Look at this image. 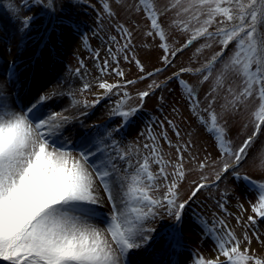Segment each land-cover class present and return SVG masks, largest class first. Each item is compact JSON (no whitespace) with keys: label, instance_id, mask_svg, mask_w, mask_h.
Segmentation results:
<instances>
[{"label":"snow or ice","instance_id":"obj_1","mask_svg":"<svg viewBox=\"0 0 264 264\" xmlns=\"http://www.w3.org/2000/svg\"><path fill=\"white\" fill-rule=\"evenodd\" d=\"M102 7L108 17L115 15L109 3L104 2ZM32 8L42 9L54 17L56 0H19V3L8 4V13L18 24V33L26 34L31 28L35 14L21 16L20 13ZM131 8L137 13L143 11L149 22L145 35L159 39L158 47L163 52L160 61L165 69L172 65L179 52L200 38L215 41L220 50L201 67H182L162 82L154 79L157 73L164 71L162 68L141 76V80L153 79L147 89L137 92L140 103L129 106L131 96L125 91L111 110L112 115L120 119V126L98 129L75 146L63 137V129L71 121V117L64 114L67 109L45 113L41 107L56 93L41 94L35 102L21 107L17 100L0 92V264H130V254L135 250L158 251L150 248L155 229L147 224L157 217L159 209H164L175 222L172 232L163 237L164 243L159 250L163 251L177 239L188 206L204 189L219 187L229 176L234 181H244L248 190L255 193V202H250L251 214L244 222L243 239L247 244L242 247V241L224 218L215 213L210 220L197 215L203 234L214 242V257L198 255L194 264H264V258L250 248L251 239L247 233L249 226L264 222V182L240 174V168L246 163L264 172V148L249 155L256 138L264 132V31H261L264 0H171L162 8H158L154 0H137ZM170 11H174L175 16L170 27L178 28L188 37L180 48L169 45L168 34L161 23V17ZM214 24L215 31H209ZM116 30L127 40L122 48H117L119 52L131 44V33L123 24ZM109 39L116 41L115 36ZM233 42L234 48L226 55ZM83 46L92 51L87 37L83 38ZM211 46L208 43L202 48ZM108 55L118 64L111 48ZM93 56L100 71L95 86L102 91L96 93L91 104L86 99L77 100L71 93L73 107H95L114 94V90L118 95L120 90L136 83L134 80L119 83L103 80L110 67L109 60L104 59L101 67L99 53L94 52ZM124 59L129 58L125 55ZM136 65L143 73L144 67L139 60ZM80 66L85 67L83 61ZM112 71L124 77L118 67ZM183 74L198 76L200 85L210 82L205 107L201 108L199 92L182 78ZM8 75L10 79L16 78L14 70ZM169 82L175 83L188 101L191 113L213 138L218 152L217 159L209 155L198 163L202 173L209 168L212 175L203 174L193 181L186 199H181L180 188L186 179L183 152L189 145L176 147L177 156L173 162L165 160L151 131L152 144L143 145L147 154L139 148H123L113 138V132L134 120L146 98L157 89L167 88ZM91 88L90 83H83L80 95ZM221 97L218 112L215 105ZM163 99L161 96V102ZM249 101L254 105L258 102L251 111L253 131L233 148L227 139L225 117L242 107L247 111ZM168 124L179 137L173 122L169 120ZM162 135L167 140L166 133ZM195 159L192 157L193 161ZM154 164L158 166L156 171H153ZM161 189H164L162 193ZM227 194L225 189L221 200L217 201V207L226 215ZM105 202L109 206L107 213L102 211ZM237 223H241V217H237ZM253 235L259 241L258 233L253 232Z\"/></svg>","mask_w":264,"mask_h":264},{"label":"rangeland","instance_id":"obj_2","mask_svg":"<svg viewBox=\"0 0 264 264\" xmlns=\"http://www.w3.org/2000/svg\"><path fill=\"white\" fill-rule=\"evenodd\" d=\"M104 2L109 3L115 14L113 17H108L103 12L102 5ZM136 2L137 0H80L79 3H74L73 0H56L57 11L54 17H50L42 9L22 10L21 16L35 14L36 18L28 32L21 34L17 32L18 24L10 18L7 10L8 4L19 3V0H0V92L19 101L20 104L17 97H21L20 92L11 87L14 78L10 79L8 73L12 70L16 71L17 62H20V59L28 58L21 64V67L25 68V72H27L29 64H31L32 70L30 77H26H29L28 79L24 78L25 75L19 79L21 83L23 81L32 82L35 86L43 83L45 86L39 95L56 93L51 102L41 105L43 111L47 113L67 109L65 115L71 118L79 117L73 123H68L63 129V137L73 146L105 126L109 129L119 127L120 119L113 116L111 110L123 98V93L126 91L131 96L128 101L129 106L139 104L137 92L147 89L148 84L153 79L141 80L140 77L164 66L160 61L163 52L158 47L159 39L145 35L149 29V22L143 11L137 13L131 8ZM170 2L171 0H154L158 8L168 6ZM174 18V11H170L161 17V23L168 34L167 42L175 49L180 48L188 37L178 28L170 27L171 20ZM119 24H123L131 33V44L127 49L118 52L117 48H122L127 42L126 38H122L123 34L116 30ZM215 29L216 25L214 24L209 31L214 32ZM261 31H264V28H261ZM9 35L15 39L17 45L7 43ZM110 36H115L116 41H111ZM84 37H87L92 51L83 46ZM80 41H82L81 46H79ZM208 43H211L212 46L202 48ZM109 48L115 54L118 64L113 62L111 56L108 55ZM201 48L202 50L198 53L197 49ZM233 48L234 42L229 45L226 55ZM219 50L220 46L215 41L200 38L194 41L190 47L179 52L172 65L166 69L163 68L164 71L157 73L154 79L157 82H162L182 67L199 68L207 57ZM94 52L99 53L101 67H103L104 59L109 60L110 67L102 77L103 80L109 83L134 80L136 83L120 90L118 95L115 94L117 90H114V94H110L106 99L101 100L95 107L83 108L80 105L73 107L71 93L75 94L77 100L86 99L91 104L96 98V93L102 91L95 86L96 77L100 76V71L95 66L97 61L94 59ZM125 55L128 56V60L124 59ZM31 57L32 61L30 60ZM136 60H139L140 64L143 65V73L137 67ZM80 61H83L84 68H81ZM13 62L15 63L13 64ZM28 62L30 63L26 65ZM116 67L124 72L123 78L116 76L115 72L112 71ZM77 69H79V75H77ZM18 70L22 69L19 68ZM182 78L197 89L201 108L205 107L207 104L205 97L210 91V82L200 85L199 80H193L187 74H183ZM85 82L90 83L92 88L81 96L79 89ZM50 89L51 91H49ZM161 96L164 98L163 102L160 100ZM37 99L36 94L31 102H35ZM56 99L61 102L58 104ZM221 103L222 97L217 99L215 105L218 112ZM249 104L251 107L248 108L246 115L242 107L240 111L225 117L228 121L225 124L227 139L232 142L233 148L239 146L253 131L251 111L258 105V102L257 105H254L249 101ZM200 114L206 118L205 113L201 111ZM169 120L179 131V137L168 124ZM246 124L248 125L247 128H245ZM149 131L156 137V143L165 160L175 162L176 147L189 145L188 150L183 152L186 179L180 188L181 199H186L188 189L193 181L198 180L203 174H207L209 177L212 175L209 168H206L202 173L197 167L198 163L209 155L211 159H217L218 152L214 146L213 138L191 113L188 101L182 97L175 83L169 82L167 88L157 89L153 95L146 98L143 107L134 120L126 127L120 128L118 132H113V138L123 148H139L142 153L147 154L143 145L145 143L152 144ZM165 133L167 140L162 135ZM169 142H171V147ZM261 148H264V132H261L256 138L253 146L249 149V155H254ZM192 157L196 159L193 161ZM157 168L158 166L154 164L153 171H156ZM240 174L242 176L248 175L257 182H264V172L254 170L251 163L244 164L240 168ZM225 189L228 190L225 204L228 215L221 212L217 207V201L221 200ZM163 191L164 189H161V193ZM161 193H157V195ZM250 202H255V193L248 190L244 181H234L231 176L221 182L219 187L204 189L199 198L186 209L184 219L179 226L177 239L172 241V246L163 251H159L164 243L163 237L172 232L175 222L166 215L164 209H159L157 217L147 224V226L155 229L150 248L158 251L153 253L145 249L135 250L130 254V264H165L168 261L172 262L170 264H194L198 255L213 258L214 242L203 234L196 219L197 215H202L210 220L212 214L215 213L224 218L236 237L242 241V247L245 246L247 242L243 239L244 222L247 221V216L251 214ZM102 211L104 213L109 211L106 202ZM237 217H241L239 224ZM253 232L258 233L259 241ZM247 233L251 239L250 248L254 249L258 256L264 258L262 255L264 254V243H261L264 242V222H260L256 226H249ZM178 248L181 251L184 250L181 253L184 258L179 256L180 260L175 259L176 252H180Z\"/></svg>","mask_w":264,"mask_h":264},{"label":"bare ground","instance_id":"obj_3","mask_svg":"<svg viewBox=\"0 0 264 264\" xmlns=\"http://www.w3.org/2000/svg\"><path fill=\"white\" fill-rule=\"evenodd\" d=\"M12 41H11V40ZM8 42L7 43H11V44H15V45H17L16 44V41H15V39L11 36V35H9V39L7 40ZM81 44H82V41H80V43H79V46H81ZM56 51V50H55ZM211 56H209V57H207V59H209ZM28 58H25V59H20V62H17L18 63V66H17V69H16V71H15V73H16V76H18V77H22L23 75H25L24 77H27L29 74H30V72L29 71H27V72H25V68H22L21 67V64L25 61V60H27ZM206 59V60H207ZM30 60L32 61V57L30 58ZM30 62H28L26 65H28ZM205 63V62H204ZM203 63V64H204ZM30 65L31 64H29V67H30ZM19 68H21L22 70H18ZM187 76L188 77H190V78H193V80H199V77L198 76H195V75H192V74H187ZM11 87H12V84H11ZM13 88V87H12ZM40 89H42V87L40 88ZM49 91H51V89L49 90ZM48 91V92H49ZM56 101L58 102V104L61 102V101H58L57 99H56ZM19 102V101H18ZM24 103H25V101H24ZM58 104H56V105H58ZM22 107V106H21ZM251 107V105L249 104V107L248 108H250ZM243 112L245 113V115L247 114L246 112L249 110H245L244 108H243ZM81 117V116H80ZM79 117H76V118H71V123H73L75 120H77ZM181 256V258H184L183 257V254H181L180 255ZM145 258V257H144Z\"/></svg>","mask_w":264,"mask_h":264}]
</instances>
